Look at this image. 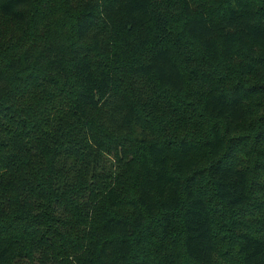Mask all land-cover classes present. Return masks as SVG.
<instances>
[{
	"label": "trees",
	"instance_id": "trees-1",
	"mask_svg": "<svg viewBox=\"0 0 264 264\" xmlns=\"http://www.w3.org/2000/svg\"><path fill=\"white\" fill-rule=\"evenodd\" d=\"M0 264H264V1L0 0Z\"/></svg>",
	"mask_w": 264,
	"mask_h": 264
},
{
	"label": "rangeland",
	"instance_id": "rangeland-1",
	"mask_svg": "<svg viewBox=\"0 0 264 264\" xmlns=\"http://www.w3.org/2000/svg\"><path fill=\"white\" fill-rule=\"evenodd\" d=\"M259 1H264V0H259ZM220 213H221V212H220ZM227 237H228V235H226V239H228Z\"/></svg>",
	"mask_w": 264,
	"mask_h": 264
}]
</instances>
